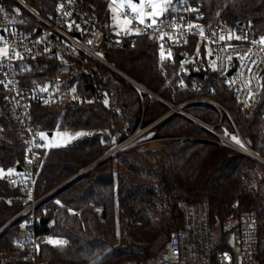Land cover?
<instances>
[{"label": "trees", "instance_id": "16d2710c", "mask_svg": "<svg viewBox=\"0 0 264 264\" xmlns=\"http://www.w3.org/2000/svg\"><path fill=\"white\" fill-rule=\"evenodd\" d=\"M97 13L108 18L107 2L91 0ZM177 0H169L168 7ZM206 19L218 16L235 28L253 23L264 36V0H197ZM0 8L14 10L13 0H0ZM168 11V10H167ZM166 11V12H167ZM164 13L169 14V13ZM160 49L146 37L129 45L111 46L106 57L143 85L172 102L188 93L177 88L175 61L161 59ZM32 74L39 81L50 78L55 63L40 59ZM109 88L95 76H83L78 89L84 98L66 104L31 105V120L43 129L58 124L70 129L72 139L60 146H46L37 168L35 195L41 196L66 182L36 209L39 231H49L65 240L38 247L40 264H120L128 258H144L161 235L182 225L180 200L189 203L207 201L211 224L221 228L231 222L236 228L242 210H251L263 218L258 227V258L264 264V165L248 155L218 143L219 139L185 117L173 113L150 127L149 138L161 145H134L103 159L109 150L138 128L157 121L167 107L139 93L127 82L116 92L121 116L114 114L115 96L108 103L95 96L89 85ZM215 97L227 108L219 122L212 108L190 105L186 109L209 124H216L222 134L240 136L247 146L264 158V85L257 105L244 112L220 78H212ZM0 85V106L3 103ZM106 129L108 140L101 137ZM77 132L81 135H75ZM23 131L12 114L0 115V168L16 169L24 155L20 144ZM72 178V179H71ZM70 179V180H69ZM20 189L9 186L0 177V226L19 208ZM59 201V203H57ZM96 207H100L98 210ZM21 222L10 225L0 234V256L10 250Z\"/></svg>", "mask_w": 264, "mask_h": 264}, {"label": "built area", "instance_id": "2783aa9c", "mask_svg": "<svg viewBox=\"0 0 264 264\" xmlns=\"http://www.w3.org/2000/svg\"><path fill=\"white\" fill-rule=\"evenodd\" d=\"M13 1V11L0 8V48L7 49L6 56L0 55V81L3 82L0 85L4 97L0 115L15 117L16 125L23 131L20 144L24 155L18 164L20 169L5 176L10 187L20 189L16 197L20 208L0 226V234L17 221L22 226L14 235L10 250L0 256V264H40L39 245L51 243L50 237L56 238L49 231H39L41 223L36 214L37 207L60 187L35 195L41 151L47 146L40 133L51 136L55 131L70 133V129L60 124L54 129L40 128L31 120L30 107L82 100L84 95L78 87L83 76H95L109 85L98 89L93 82L89 83L101 102L107 101L109 95L115 96L123 82H127L140 96L145 93L151 101L164 104L167 111L154 123L139 128L142 131L177 113L211 132L219 139L216 142L236 147V141L216 130L223 116L230 115L208 81L220 78L246 113L257 105L264 85V43L260 42L264 36L253 23L232 28L218 16L206 19L197 0H177L168 7L169 14L156 18L155 24L147 19L139 23L131 7L124 4L120 13L132 21L133 31L112 32L109 22L98 15L97 5L91 0ZM151 10V4L145 3V14ZM140 37L148 38L160 51L163 48L166 56L175 61L177 88L188 93L186 98L177 103L165 99L106 57V50L111 46L127 44L133 48ZM40 59L55 63L54 73L44 81L32 74L36 70L44 73L45 69H36ZM190 105L212 108L218 112L219 122L209 124L193 115L186 109ZM112 110L121 116L117 96ZM136 131L115 144L106 156L134 145L129 143L137 136ZM101 132L102 139L108 140L107 130L103 128ZM178 204L183 215L182 225L173 229L149 256L124 259L120 264H263L258 258V227L263 218L255 212L242 210L237 217V250L225 241L213 243L207 201L180 200Z\"/></svg>", "mask_w": 264, "mask_h": 264}, {"label": "rangeland", "instance_id": "374dc122", "mask_svg": "<svg viewBox=\"0 0 264 264\" xmlns=\"http://www.w3.org/2000/svg\"><path fill=\"white\" fill-rule=\"evenodd\" d=\"M133 2L139 3V0L138 1L133 0ZM125 4H127L126 0H125ZM121 8L122 7L120 6L119 0H109L108 1V3H107L108 18H106V19L110 24V27H111L110 30L112 32H116L118 30H121L125 33L132 32L133 31L132 23L131 24L125 23V20L126 19L129 20V19L122 16V14L120 13ZM173 103H177V102H173ZM136 132H138V134H136L137 136L129 144H133V143L138 142L140 145H146V146H150L153 148L161 145L160 140L149 138V135H150L149 131H147V132L142 131L141 129L138 128ZM64 134H67V135H64ZM227 135L231 139H232V137H234L231 134H227ZM72 137L73 136L70 135L69 133L61 132V131H55L54 133H52L51 136H48V135L44 136V139L46 140L47 146L50 147V146L64 145V144L70 142ZM236 138H238L239 144H242V145L244 143L246 144L245 140H241L242 138H240L239 136H237ZM234 141H236V140H234ZM245 144L243 146H245ZM232 149H234L238 152H241L239 149H237V147H232ZM249 149H251V148H249ZM0 169H2V168H0ZM6 175H8L7 170H5V174L3 176H6ZM0 177H2V176H0ZM62 184H64V182H62L61 184H59L55 187H59V186L62 187L63 186ZM60 187L58 189H60ZM230 224H231V222H227L226 224H224V226L222 228L218 224H211L212 241L214 244H219L220 242L225 241V242L229 243L230 245H232L235 249L238 250V246L236 243V237H237L238 231L236 228L230 229L229 228ZM165 238H166V235L159 236L153 242L151 251H153L155 247L159 246L164 241Z\"/></svg>", "mask_w": 264, "mask_h": 264}, {"label": "snow or ice", "instance_id": "6c2138e0", "mask_svg": "<svg viewBox=\"0 0 264 264\" xmlns=\"http://www.w3.org/2000/svg\"><path fill=\"white\" fill-rule=\"evenodd\" d=\"M126 2L131 7V11L136 14V19L139 23H145V20L147 19L151 21V24H155L157 22L156 18L161 17L168 10L169 0H139V3H135L133 2V0H126ZM119 3L121 7H124L125 0H119ZM145 3L151 4V7H152L151 12H148L147 14H145L144 12ZM125 23L131 24L132 21L126 19ZM151 24H149V27L151 26ZM0 39H2V37H0ZM161 39H163V37H161ZM221 39H223V37H221ZM237 39H240V37H237ZM260 42L264 43V37L260 38ZM89 43H91V41H89ZM0 55L6 56L7 49L0 48ZM167 55L170 56L171 54L168 53ZM160 56L162 60L167 58L165 52L163 51V48H161ZM17 58H20L18 54H17ZM0 83H3V82L0 81ZM105 103H108V101H105ZM40 135L42 137L46 136L45 133H40ZM64 135H67V134H64ZM75 135L79 136L81 135V133L77 132ZM232 139L236 140L237 143H239L238 138L232 137ZM12 172H13V169H7V174H11ZM4 174H5V170L0 169V176H3ZM57 203H59V201H57ZM49 242L56 244V245H63L66 243L65 240L58 239V238H51V237L49 238Z\"/></svg>", "mask_w": 264, "mask_h": 264}, {"label": "water", "instance_id": "95a60500", "mask_svg": "<svg viewBox=\"0 0 264 264\" xmlns=\"http://www.w3.org/2000/svg\"><path fill=\"white\" fill-rule=\"evenodd\" d=\"M135 1H138V0H135ZM198 75L202 76V74H198ZM242 153L248 155L249 157H251V158L257 160L258 162H260V163H262V164L264 165V158H262L261 156H260L261 159H258V158L253 157V156H251V155H249V154H247V153H245V152H242ZM256 154H257V153H256ZM257 155H258V154H257ZM258 156H259V155H258ZM106 157H107V156H106ZM106 157H104L103 159H105ZM16 169L19 170V169H20V166L17 165V166H16ZM47 222H48V218H46V217H41V218H40V223H42V224H46Z\"/></svg>", "mask_w": 264, "mask_h": 264}, {"label": "bare ground", "instance_id": "6f19581e", "mask_svg": "<svg viewBox=\"0 0 264 264\" xmlns=\"http://www.w3.org/2000/svg\"><path fill=\"white\" fill-rule=\"evenodd\" d=\"M235 144H236V147H237L240 151L245 152V153H247V154H249V155H251V156H253V157H256V158H258V159H261L260 156H258L254 151H252V150L249 149L248 147L243 146L242 144H239V143H237V142H236Z\"/></svg>", "mask_w": 264, "mask_h": 264}]
</instances>
